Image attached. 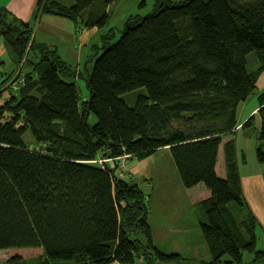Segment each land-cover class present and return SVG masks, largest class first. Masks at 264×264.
<instances>
[{"label": "trees", "instance_id": "trees-1", "mask_svg": "<svg viewBox=\"0 0 264 264\" xmlns=\"http://www.w3.org/2000/svg\"><path fill=\"white\" fill-rule=\"evenodd\" d=\"M113 1L38 0L29 22L0 8V38L12 61L31 66L7 98L0 91V250L41 248L39 264H134L138 241L130 232L151 241L146 196L92 162L140 160L168 148L181 185L203 183L209 192L199 230L211 264H263L234 139L222 140L234 133L237 107L255 93L264 69L254 72L264 58V0H154L145 16L124 23L118 39L106 27ZM40 14L96 29L101 45L83 78L87 100L80 102L75 85L82 74L34 40ZM258 113L255 156L264 163V109ZM221 144L230 155L224 177L216 173ZM9 158L49 169L45 202L21 199L6 173ZM232 204L244 208L240 217ZM151 249L160 264L178 260Z\"/></svg>", "mask_w": 264, "mask_h": 264}, {"label": "rangeland", "instance_id": "rangeland-1", "mask_svg": "<svg viewBox=\"0 0 264 264\" xmlns=\"http://www.w3.org/2000/svg\"><path fill=\"white\" fill-rule=\"evenodd\" d=\"M153 1L114 0L108 7L110 19L106 27L110 28L113 35L118 39L117 37H119L120 31L123 30L124 23L131 19V16H145L151 10ZM171 1L179 3L182 0ZM0 8L7 10L6 6ZM55 35L56 38H61L63 32L55 33ZM100 45V38L96 36L94 41H89L85 47H76L77 51L74 54H67L66 49L61 50L60 48L64 53L63 55H66L65 59L67 61L71 59V63L75 65L74 68L82 74L75 79L80 102L87 100L89 97L83 78L91 70L95 60L93 57ZM7 52L3 40L0 38V58L6 61L8 59ZM56 53H58L57 48ZM257 57L259 55H254L255 59ZM262 57H259L260 63L254 67L255 71H257L260 64L264 68V58ZM27 65L29 66V64ZM7 67L8 65L5 68ZM29 69L26 68L25 70L28 71ZM0 72H2L1 68ZM10 79L0 80V90H6L3 91L5 98L9 95L7 92L12 90L8 85L13 79L7 82ZM257 88H264V70L257 81ZM256 94L258 98V93L255 91L253 95ZM93 122L94 117L89 115L88 123ZM29 136L31 138L29 131H25L23 134L24 141H28ZM222 158L218 163V172L221 170V173L223 171L225 174L226 162ZM16 161L23 164L20 170H14L17 180L23 187L22 199L29 203H43L46 201L49 188V169L42 165ZM92 163L110 169L114 181L123 179L128 183L138 185L146 196V219L151 230V241H147L142 233L139 230L136 231L135 228L130 232V238H135L138 241L137 252L134 254V264H142L147 257L149 263L160 264L158 260H155L151 248H155L165 256L176 255L178 260L173 264H211V259L199 230V224L204 219V201L208 199L209 192L203 183L189 189L181 185L168 148L160 149L140 160H132L127 156L116 159L97 157ZM232 207L234 210L237 208L233 204ZM42 254L41 248L2 249L0 250V262L14 258L19 261L16 264H22L20 260L26 264H39ZM111 264L124 263L117 261Z\"/></svg>", "mask_w": 264, "mask_h": 264}, {"label": "crops", "instance_id": "crops-1", "mask_svg": "<svg viewBox=\"0 0 264 264\" xmlns=\"http://www.w3.org/2000/svg\"><path fill=\"white\" fill-rule=\"evenodd\" d=\"M37 2L38 0H0V7L6 6L7 10L17 19L25 22H29L33 18V14ZM33 30H34L33 36L35 41L50 45L54 47L55 50L57 48L59 53L57 54L59 55V57L72 68H74L75 66L73 63H71L72 60L69 59L67 61L65 59L66 55H63L64 53L61 50L66 49L67 54H74L77 51L76 47L83 48L89 41L93 42L96 37L95 29L76 30L73 24L67 19L55 17L51 15H45V14L39 15ZM58 32H63V36L61 38L60 37L56 38L55 33ZM5 48L8 51L6 46ZM7 54H8V59L6 61L0 58V66H1L0 68L2 69V72H0V80L4 81V78L12 79L13 77H16L18 71L20 73L19 75H22L30 71L31 69L30 65H29L30 69L28 71L25 70L26 62H24V64H20L17 66L12 61L9 51L7 52ZM7 65L8 67L5 68ZM258 69H259V65L257 67V70ZM263 70L259 71V73H257V75L255 76L256 89H257L255 91L256 93H258V98H257V94L252 95L245 102H242L238 105L236 110L235 131L231 136L224 137L222 140V142L224 143L226 140H228L231 137H233L234 139V148H235L234 157L238 166L242 197L246 208L253 215L256 222L255 235H256L257 249H264V163H258L255 156V150L257 145L259 144L257 138L261 124V120L258 112L261 108L264 109V105L260 106L259 104V98L261 97L262 94H264V88L258 89L257 81ZM11 79L8 80L7 82H10ZM18 83L15 84L13 83L14 84L13 86L16 89L18 87ZM4 96L2 100L5 99ZM28 138L29 139L27 142H31L30 136ZM260 145L264 146V141H262ZM222 154H223V158H222ZM228 157H230L229 151H226L224 153L221 144L216 161V173L218 172V163L220 161V158H222V160L225 161V159ZM22 166L23 164H21L16 160L13 161L8 160L6 165V173L9 179L11 180V182L13 183V185L16 187L20 197L23 196L21 193L23 187L21 186L20 182L17 180L14 170L15 169L20 170ZM217 174L220 177L225 176L223 171L221 173V170ZM232 210H233V214L236 215L237 217H240L244 212L243 207H237L235 208V210L232 207ZM20 261L23 263L22 260Z\"/></svg>", "mask_w": 264, "mask_h": 264}, {"label": "bare ground", "instance_id": "bare-ground-1", "mask_svg": "<svg viewBox=\"0 0 264 264\" xmlns=\"http://www.w3.org/2000/svg\"><path fill=\"white\" fill-rule=\"evenodd\" d=\"M107 11H108V8H107ZM108 13H109V11H108ZM137 16H139V15H137ZM134 16H131L130 18H133ZM109 19H110V15H109ZM124 26V25H123ZM96 30V29H95ZM121 32V31H120ZM25 67L27 68V69H29V66L25 63ZM18 74L16 75V77H13L12 79H13V82L12 83H9L10 85H9V87H11L12 88V91H15L16 90V88L13 86L15 83H18V81H19V83L22 81V76H23V74L22 75H19L20 73H19V71L17 72ZM17 76H18V78H17ZM14 83V84H13ZM19 83H18V86H19ZM18 88V87H17ZM22 123H23V121H19V123H18V125L17 126H20V125H22ZM27 131V130H26ZM27 144H30L31 142H27V141H25ZM35 144L36 145H38L39 147H40V149H42L45 145H46V142L45 143H36L35 142ZM29 148L31 149L32 148V145L31 146H29ZM8 160H10V161H13V159L12 158H9ZM39 193H40V190H39Z\"/></svg>", "mask_w": 264, "mask_h": 264}, {"label": "water", "instance_id": "water-1", "mask_svg": "<svg viewBox=\"0 0 264 264\" xmlns=\"http://www.w3.org/2000/svg\"><path fill=\"white\" fill-rule=\"evenodd\" d=\"M264 264V263H263Z\"/></svg>", "mask_w": 264, "mask_h": 264}]
</instances>
